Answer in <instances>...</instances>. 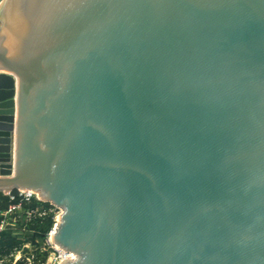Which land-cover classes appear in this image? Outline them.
I'll list each match as a JSON object with an SVG mask.
<instances>
[{
	"label": "water",
	"instance_id": "water-1",
	"mask_svg": "<svg viewBox=\"0 0 264 264\" xmlns=\"http://www.w3.org/2000/svg\"><path fill=\"white\" fill-rule=\"evenodd\" d=\"M22 190L63 208L62 264H264V0H2Z\"/></svg>",
	"mask_w": 264,
	"mask_h": 264
},
{
	"label": "built area",
	"instance_id": "built-area-1",
	"mask_svg": "<svg viewBox=\"0 0 264 264\" xmlns=\"http://www.w3.org/2000/svg\"><path fill=\"white\" fill-rule=\"evenodd\" d=\"M32 199L45 201L41 198L38 191L22 190L18 201L10 204L5 210L0 211V236L8 229H13L15 234L22 235L26 231L27 222L47 215H51L53 218L52 226L44 234L42 243L38 247L34 248V244L31 241L23 240L22 244L9 255L0 256V264H62L66 259H77L78 255L75 252L65 249L54 241V235L61 220L63 208L50 201H47L50 203L48 208L41 206L25 208L24 203ZM19 216L23 217L21 230L17 229L15 223Z\"/></svg>",
	"mask_w": 264,
	"mask_h": 264
},
{
	"label": "trees",
	"instance_id": "trees-1",
	"mask_svg": "<svg viewBox=\"0 0 264 264\" xmlns=\"http://www.w3.org/2000/svg\"><path fill=\"white\" fill-rule=\"evenodd\" d=\"M19 200V197L11 200H4L0 201V209H6L9 207L10 204L13 202H16ZM49 202L47 201H39L37 199H32L31 201H26L24 203V207H30V206H41L43 208L49 207ZM53 223V218L51 215H47L41 218H38L33 221L27 222L26 231L20 234H15L13 229H8L4 231L0 236V256H6L9 255L11 252H13L17 247H19L22 244V241L25 239H21L23 235H25L27 232L30 231H36L41 229L42 236L50 229ZM22 221H20V224L17 225V229L21 230ZM23 232V231H22Z\"/></svg>",
	"mask_w": 264,
	"mask_h": 264
},
{
	"label": "rangeland",
	"instance_id": "rangeland-1",
	"mask_svg": "<svg viewBox=\"0 0 264 264\" xmlns=\"http://www.w3.org/2000/svg\"><path fill=\"white\" fill-rule=\"evenodd\" d=\"M2 0H0V3H1ZM39 193V192H38ZM39 195L41 196V194L39 193ZM20 221H23V217L22 216H19L16 220V225H19L20 224ZM42 231L41 229L39 230H36V231H30V232H27L25 235H23V237L21 239H24L25 241H31L34 245L33 247H38L41 243H42V240H43V236H42ZM50 263V261H49ZM48 264V263H46Z\"/></svg>",
	"mask_w": 264,
	"mask_h": 264
},
{
	"label": "crops",
	"instance_id": "crops-1",
	"mask_svg": "<svg viewBox=\"0 0 264 264\" xmlns=\"http://www.w3.org/2000/svg\"><path fill=\"white\" fill-rule=\"evenodd\" d=\"M3 210H5V209H0V211H3Z\"/></svg>",
	"mask_w": 264,
	"mask_h": 264
},
{
	"label": "bare ground",
	"instance_id": "bare-ground-1",
	"mask_svg": "<svg viewBox=\"0 0 264 264\" xmlns=\"http://www.w3.org/2000/svg\"><path fill=\"white\" fill-rule=\"evenodd\" d=\"M2 4V1H1V3H0V5Z\"/></svg>",
	"mask_w": 264,
	"mask_h": 264
}]
</instances>
